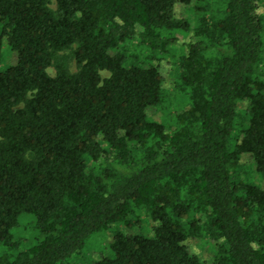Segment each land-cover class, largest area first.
Wrapping results in <instances>:
<instances>
[{
    "label": "trees",
    "instance_id": "1",
    "mask_svg": "<svg viewBox=\"0 0 264 264\" xmlns=\"http://www.w3.org/2000/svg\"><path fill=\"white\" fill-rule=\"evenodd\" d=\"M261 1L195 0L193 27L174 13L192 0H0V244L22 216L37 231L0 264H68L138 209L150 234L116 229L90 264H264V187L241 164L264 178Z\"/></svg>",
    "mask_w": 264,
    "mask_h": 264
},
{
    "label": "rangeland",
    "instance_id": "2",
    "mask_svg": "<svg viewBox=\"0 0 264 264\" xmlns=\"http://www.w3.org/2000/svg\"><path fill=\"white\" fill-rule=\"evenodd\" d=\"M53 1V0H52ZM195 0H192V3L189 6H185L183 4H176L175 7V16L179 18H186L190 22V24L194 27L196 24L198 17V11L195 7ZM54 7V3L51 4ZM194 7V8H193ZM259 9L261 12H264V1L259 3ZM190 34L187 36L189 37ZM180 40L186 39V37H182L181 35L177 36ZM190 38V37H189ZM174 53H179L180 45L179 43L175 44ZM16 61L15 53L11 52L6 43L2 44V49L0 53V66L4 67L8 64H14ZM177 67V66H175ZM160 71L164 77V84L166 87L173 86V82L176 79V75L174 74V64L172 60L168 58H164L159 62ZM48 72L50 75L54 74V69L52 67L48 68ZM104 74V72H103ZM178 100H174L170 105L169 109L158 108L154 109L153 107L148 110V114L155 120L161 121L165 117V113L173 112L174 107L178 104L176 103ZM167 119V118H166ZM241 164L246 169H249L248 177L251 178L252 181L264 187V178L257 175L251 167L252 161L250 156L243 155L241 159ZM251 170V171H250ZM21 217L20 222L17 227H15L12 231L13 233V241L16 242V249H9L7 246L0 244V254L2 253H14L16 250H21L29 243L33 242V240L37 237V231L34 228V218L28 219ZM137 220L135 221V218ZM132 221L129 225L123 224H110L107 229L102 230L100 232L93 233L84 243V247L78 252L74 253L69 260H67L68 264H90L92 261L99 258L102 254L108 253V245L112 240V232L116 229H119L123 233H142V234H150L153 223L150 217L144 212L143 209H138L135 216H132ZM32 221V222H30ZM216 242L214 240L208 238H200V237H190L187 240V245L191 253L197 255L203 262H210L212 256L215 254L214 250L216 247Z\"/></svg>",
    "mask_w": 264,
    "mask_h": 264
}]
</instances>
